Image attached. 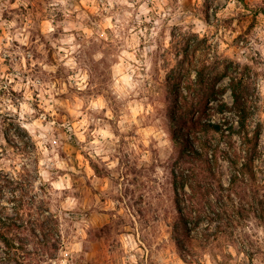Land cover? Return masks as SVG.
Instances as JSON below:
<instances>
[{"label":"rangeland","instance_id":"rangeland-1","mask_svg":"<svg viewBox=\"0 0 264 264\" xmlns=\"http://www.w3.org/2000/svg\"><path fill=\"white\" fill-rule=\"evenodd\" d=\"M189 47L229 73L205 107L224 126L243 78L257 146L175 135ZM198 136L217 161L185 157ZM0 216V264H264V0H0Z\"/></svg>","mask_w":264,"mask_h":264},{"label":"trees","instance_id":"trees-1","mask_svg":"<svg viewBox=\"0 0 264 264\" xmlns=\"http://www.w3.org/2000/svg\"><path fill=\"white\" fill-rule=\"evenodd\" d=\"M190 55V47L185 48L184 58L176 64L172 71L173 75L169 78L174 86L172 90V93L175 97L174 108L176 110L174 113L177 114L176 120L180 122L178 129H176L175 135L177 137L184 135V128H189L191 131L197 133L200 132L201 134L207 135H209L211 132H215L216 134L231 136V138L233 137L234 133H238L241 138H245L246 144L257 146L262 134V128L258 123V126L254 130V136H250V117L252 115V105L248 98L249 90L246 86H244L243 78H239L234 74L231 75V88L234 97L233 108L238 114L236 124L238 127L234 124L224 126V123L218 122L212 116L208 115L205 111V107L207 106L208 101L213 98H218V93H221L225 90V88H217L216 85L218 81L222 79V77L229 75V73L223 71L217 73L216 75L209 76V64H194L192 60L188 61V57ZM193 70L195 72V77L193 76ZM193 93L195 97L192 96ZM229 108V104L227 102H223L221 104L220 111L225 112ZM197 112H199V114L196 116L195 113ZM198 139L201 141L202 147L196 148L194 145L188 142L187 146L184 148L185 157H187V159L190 157L196 161H205L207 164H211L212 159L217 161L219 152L221 150L220 144L217 143L214 145L210 141V138H205L204 140L202 139V136H198ZM211 147L214 148V150L211 152L212 158H209L208 152ZM232 162L234 165L238 166V168H235V172L232 175L233 177L230 181L231 183L235 184L239 180L240 176L242 177L247 171L256 176V172L254 170V156H250V158L246 159L245 162H241L242 165L240 167L238 160L233 159ZM211 173L216 175L214 174L215 172L213 169H211ZM186 184L187 183L183 182L184 186ZM192 188L197 192V190L202 191L203 186L199 184L198 187L193 186ZM210 192L211 191L209 190L206 191L207 194ZM201 205H205V203H202ZM211 218L214 219V217ZM0 221L4 224L7 223V221L2 220L1 216ZM187 237L190 241L193 240V235L190 236L189 234ZM2 239L8 246L11 244V240L3 233Z\"/></svg>","mask_w":264,"mask_h":264}]
</instances>
